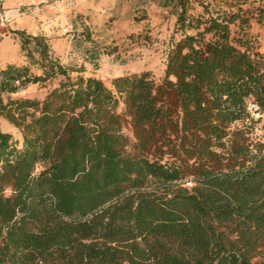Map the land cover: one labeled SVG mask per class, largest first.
Wrapping results in <instances>:
<instances>
[{"label":"trees","instance_id":"trees-1","mask_svg":"<svg viewBox=\"0 0 264 264\" xmlns=\"http://www.w3.org/2000/svg\"><path fill=\"white\" fill-rule=\"evenodd\" d=\"M192 2L209 15L189 14ZM162 4L179 8L181 36L161 81L71 76L42 36L32 40L43 73L0 70V114L23 133L20 143L0 126V264H256L264 254V52L232 36L245 15ZM58 75L43 100H4Z\"/></svg>","mask_w":264,"mask_h":264},{"label":"rangeland","instance_id":"rangeland-1","mask_svg":"<svg viewBox=\"0 0 264 264\" xmlns=\"http://www.w3.org/2000/svg\"><path fill=\"white\" fill-rule=\"evenodd\" d=\"M205 2L210 3V14L236 12L249 17L247 22L239 18L231 24L232 36L248 39L256 50L264 52V0ZM191 5L189 14L209 15L198 2ZM178 11L173 5L164 6L162 0H0V70L16 64L29 66L34 74L43 73V55L32 40V36H42L49 45L50 57L74 69L71 76L82 69L83 75L99 77L112 86L119 76L150 71L161 81L172 39L181 36L176 25ZM27 37H31L30 42L23 48ZM62 80L64 77L58 75L16 93H4L3 97L5 101L43 100ZM250 108L257 109L254 103ZM263 124L264 115L257 124V136L264 135ZM0 126L22 142L21 129L2 114ZM125 131L134 139L130 125ZM253 261L264 264V254Z\"/></svg>","mask_w":264,"mask_h":264}]
</instances>
